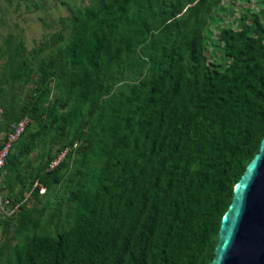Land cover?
Instances as JSON below:
<instances>
[{
    "label": "trees",
    "instance_id": "1",
    "mask_svg": "<svg viewBox=\"0 0 264 264\" xmlns=\"http://www.w3.org/2000/svg\"><path fill=\"white\" fill-rule=\"evenodd\" d=\"M222 2L87 0L31 50L7 39L0 135L31 122L0 171V264L212 262L264 138V11L219 27Z\"/></svg>",
    "mask_w": 264,
    "mask_h": 264
},
{
    "label": "rangeland",
    "instance_id": "2",
    "mask_svg": "<svg viewBox=\"0 0 264 264\" xmlns=\"http://www.w3.org/2000/svg\"><path fill=\"white\" fill-rule=\"evenodd\" d=\"M87 0H0V49L6 45L9 37H16L17 42H23L28 50L39 46L51 35L62 29L59 22L61 18L72 15V7L79 6ZM223 13H218L221 18L219 27L239 28L238 19L247 12H263L260 0H223ZM233 9V10H232ZM213 33L209 47L212 48L218 36V26L210 24ZM219 52L211 56V61L219 62ZM4 59L0 58V76ZM12 91H7L11 94ZM6 134L0 135V143ZM64 155L61 156L62 159ZM59 161V160H58ZM3 194V193H2ZM0 193V201L2 200ZM4 195V194H3ZM25 197H29L28 193ZM12 209L6 208V212L0 210V218L3 214L12 215ZM4 239L0 232V242Z\"/></svg>",
    "mask_w": 264,
    "mask_h": 264
},
{
    "label": "water",
    "instance_id": "3",
    "mask_svg": "<svg viewBox=\"0 0 264 264\" xmlns=\"http://www.w3.org/2000/svg\"><path fill=\"white\" fill-rule=\"evenodd\" d=\"M210 264H264V138L235 186Z\"/></svg>",
    "mask_w": 264,
    "mask_h": 264
},
{
    "label": "built area",
    "instance_id": "4",
    "mask_svg": "<svg viewBox=\"0 0 264 264\" xmlns=\"http://www.w3.org/2000/svg\"><path fill=\"white\" fill-rule=\"evenodd\" d=\"M30 122H31L30 119L28 117H25L21 119L20 121H18L17 123H14L11 126L10 132L2 140V143L0 145V171L4 168L7 158L9 157V154L11 153L14 145L18 142L21 136L25 133ZM57 163L58 162H56L55 165ZM36 185H38V183ZM41 192L44 193L45 189L42 188ZM9 204L10 202L8 200H5V201L1 200L0 210L6 212V208ZM14 211L15 209H12L10 213L13 214Z\"/></svg>",
    "mask_w": 264,
    "mask_h": 264
},
{
    "label": "crops",
    "instance_id": "5",
    "mask_svg": "<svg viewBox=\"0 0 264 264\" xmlns=\"http://www.w3.org/2000/svg\"><path fill=\"white\" fill-rule=\"evenodd\" d=\"M0 145H1V143H0ZM4 185V184H3Z\"/></svg>",
    "mask_w": 264,
    "mask_h": 264
}]
</instances>
